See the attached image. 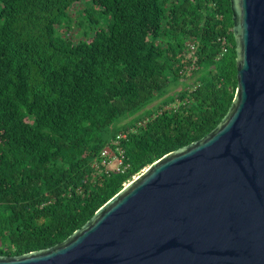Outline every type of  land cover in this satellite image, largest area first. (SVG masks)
<instances>
[{
  "label": "trees",
  "instance_id": "1",
  "mask_svg": "<svg viewBox=\"0 0 264 264\" xmlns=\"http://www.w3.org/2000/svg\"><path fill=\"white\" fill-rule=\"evenodd\" d=\"M233 24L231 0H0V255L62 242L144 168L211 132L236 94ZM119 132L123 172L101 166Z\"/></svg>",
  "mask_w": 264,
  "mask_h": 264
},
{
  "label": "water",
  "instance_id": "2",
  "mask_svg": "<svg viewBox=\"0 0 264 264\" xmlns=\"http://www.w3.org/2000/svg\"><path fill=\"white\" fill-rule=\"evenodd\" d=\"M231 7L238 84L221 122L62 242L0 264H264V0Z\"/></svg>",
  "mask_w": 264,
  "mask_h": 264
},
{
  "label": "built area",
  "instance_id": "3",
  "mask_svg": "<svg viewBox=\"0 0 264 264\" xmlns=\"http://www.w3.org/2000/svg\"><path fill=\"white\" fill-rule=\"evenodd\" d=\"M223 51H227V47L224 46ZM186 59L187 64L181 70L182 74L191 75L197 69V45L195 42H189L187 44L186 50ZM174 108L177 106L176 103L172 104ZM170 105L166 106L165 109L171 107ZM148 118L144 121L146 122ZM128 137V132H119L115 138L111 141V144L104 147L101 152V166L110 169H116L120 172H123L127 166L125 165V155L124 150L120 147L121 140L126 139ZM94 165L99 167L100 164L97 160L94 161Z\"/></svg>",
  "mask_w": 264,
  "mask_h": 264
},
{
  "label": "rangeland",
  "instance_id": "4",
  "mask_svg": "<svg viewBox=\"0 0 264 264\" xmlns=\"http://www.w3.org/2000/svg\"><path fill=\"white\" fill-rule=\"evenodd\" d=\"M75 11V13L76 14H78L79 13V10H77V8L74 10ZM74 33L75 34H80L81 35V30H80V28H75V30H74ZM193 81V76L192 77H189V78H187V79H181L180 80V82L178 83V84H176V85H173V86H171V88L169 89V94L168 95H173V96H175V99L177 100V94L181 91V90H183L185 87H184V84H183V82L184 83H191ZM158 102H159V100H155L152 104H150L149 106H156L157 104H158ZM133 118V116L132 117H130V118H127V119H124V120H122V121H120V122H118L117 124H115V125H113V127H112V129L113 130H116L117 129V127H121L122 125H125V124H127L131 119ZM145 169V168H144ZM143 169V170H144ZM142 170V171H143ZM141 173V172H140ZM139 173V174H140ZM138 174V175H139ZM138 175H136V176H138ZM136 176H134L133 178H135ZM0 247L1 248H5V246H4V243H2V242H0Z\"/></svg>",
  "mask_w": 264,
  "mask_h": 264
}]
</instances>
